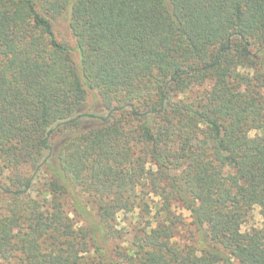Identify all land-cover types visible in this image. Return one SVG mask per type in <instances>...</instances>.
<instances>
[{
    "label": "trees",
    "instance_id": "obj_1",
    "mask_svg": "<svg viewBox=\"0 0 264 264\" xmlns=\"http://www.w3.org/2000/svg\"><path fill=\"white\" fill-rule=\"evenodd\" d=\"M0 264H264V0H0Z\"/></svg>",
    "mask_w": 264,
    "mask_h": 264
},
{
    "label": "rangeland",
    "instance_id": "obj_2",
    "mask_svg": "<svg viewBox=\"0 0 264 264\" xmlns=\"http://www.w3.org/2000/svg\"><path fill=\"white\" fill-rule=\"evenodd\" d=\"M55 26V31H56V36L59 41L63 43H68L69 47L73 50V57L75 59L76 63H79V56L76 54L75 50V42L74 39L70 33L68 23L64 19L57 20L54 24ZM256 221H259L260 218L259 216L256 215L255 218ZM184 232V231H183Z\"/></svg>",
    "mask_w": 264,
    "mask_h": 264
}]
</instances>
